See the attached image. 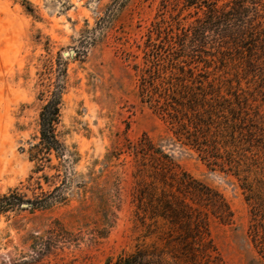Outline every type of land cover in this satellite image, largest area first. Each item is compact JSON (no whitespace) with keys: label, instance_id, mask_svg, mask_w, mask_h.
Returning a JSON list of instances; mask_svg holds the SVG:
<instances>
[{"label":"rangeland","instance_id":"374dc122","mask_svg":"<svg viewBox=\"0 0 264 264\" xmlns=\"http://www.w3.org/2000/svg\"><path fill=\"white\" fill-rule=\"evenodd\" d=\"M205 10L185 0H0V193L47 195L49 203L0 215V264H104L139 246L164 245L168 224L142 223L138 208L152 172L133 147L147 139L229 203V223L210 219L225 264H264L249 236L241 176L210 168L141 95L155 46L164 45L165 56L170 35L179 41L188 32L180 59L239 81L264 121V53L248 64L236 49V29L225 37L212 27L200 42L191 31ZM60 86V156L51 153L34 171L29 155L39 141V111Z\"/></svg>","mask_w":264,"mask_h":264},{"label":"trees","instance_id":"16d2710c","mask_svg":"<svg viewBox=\"0 0 264 264\" xmlns=\"http://www.w3.org/2000/svg\"><path fill=\"white\" fill-rule=\"evenodd\" d=\"M220 1L185 0L186 7L206 6V18L198 20L191 32L204 42L206 30L212 27L225 37H230L235 29L241 31L242 38L236 49L240 50V56L246 55L248 64H253L264 53V28L257 27L264 20V0H223L219 4ZM185 35L179 41L173 40V35L166 39L165 56L162 55L166 51L164 45L155 46L154 69L149 68L148 80L142 83V98L168 118L174 132L202 154L210 168L241 176L250 206L249 236L264 260L262 115L254 110L252 93L242 88L239 81L234 84L232 79H219L206 68L197 69L180 59L186 41H191L187 39L188 32ZM174 44L180 46L179 51H172ZM61 95L60 86L51 92L39 111V141L29 155L35 162L34 171L43 170L45 162L51 160V153L60 156L62 144L55 127ZM133 148L142 157V165L149 161L152 172L150 184L140 186L138 208L144 211L142 223L145 217L153 222L158 219L168 224V230L163 236L164 245L139 246L131 253L107 258L104 264H225L210 234L212 217L222 223H229L233 218L224 196L183 170L169 153L154 147L150 140H140ZM41 176L48 178L46 174ZM37 187L45 195L40 182ZM46 198L47 195L28 198L17 189H9L0 193V215L18 208L47 207ZM155 227L154 234L159 235V227ZM148 232L147 236L152 233ZM164 232L161 233L165 235Z\"/></svg>","mask_w":264,"mask_h":264},{"label":"water","instance_id":"95a60500","mask_svg":"<svg viewBox=\"0 0 264 264\" xmlns=\"http://www.w3.org/2000/svg\"><path fill=\"white\" fill-rule=\"evenodd\" d=\"M27 204H23L22 206H26Z\"/></svg>","mask_w":264,"mask_h":264}]
</instances>
